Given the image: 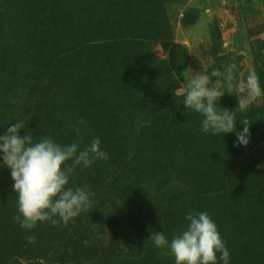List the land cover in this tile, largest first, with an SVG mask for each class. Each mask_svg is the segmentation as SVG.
<instances>
[{"label":"clouds","instance_id":"obj_1","mask_svg":"<svg viewBox=\"0 0 264 264\" xmlns=\"http://www.w3.org/2000/svg\"><path fill=\"white\" fill-rule=\"evenodd\" d=\"M212 75L221 73L216 71ZM208 84L207 75L197 74L191 78L183 103L185 109L203 117L201 127L205 133L236 132L234 112L217 108V101L223 94ZM247 88L253 100L264 94L255 72L248 75ZM247 107L246 103L239 102L241 111ZM241 124L244 127L236 132L237 141L246 146L251 123L245 120ZM24 127L22 122H16L0 135L3 165L10 169L12 188L18 197V214L14 220L23 229L31 231L38 224L47 222L58 226L61 222L67 224L81 213L88 214L93 210L92 197L95 194L88 185L70 187L69 177L76 166L88 168L94 160L107 162L109 156L101 149L100 139L95 138L89 146L81 149L79 142L62 145L47 136L37 140L33 134L21 135ZM75 131L79 133V129ZM69 161H72L70 166ZM184 219L186 226L170 241L162 231L151 233L149 238L155 247L169 249L175 264H229L230 253L212 217L207 212H189ZM26 239L30 244L36 242L35 235Z\"/></svg>","mask_w":264,"mask_h":264},{"label":"rangeland","instance_id":"obj_2","mask_svg":"<svg viewBox=\"0 0 264 264\" xmlns=\"http://www.w3.org/2000/svg\"><path fill=\"white\" fill-rule=\"evenodd\" d=\"M0 118L6 110L5 119H0V135L9 127V0H0ZM9 168L3 165L0 154V202L8 195ZM0 264H8V221L0 224Z\"/></svg>","mask_w":264,"mask_h":264},{"label":"trees","instance_id":"obj_3","mask_svg":"<svg viewBox=\"0 0 264 264\" xmlns=\"http://www.w3.org/2000/svg\"><path fill=\"white\" fill-rule=\"evenodd\" d=\"M1 109H6L2 107L0 103ZM6 110H3L2 117L0 119H5ZM8 221V195L4 196L0 202V224H5Z\"/></svg>","mask_w":264,"mask_h":264}]
</instances>
